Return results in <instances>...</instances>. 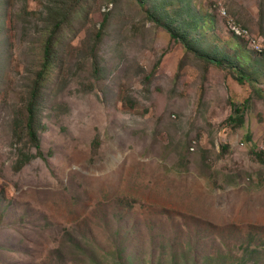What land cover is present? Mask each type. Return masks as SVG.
<instances>
[{"label":"rangeland","instance_id":"1","mask_svg":"<svg viewBox=\"0 0 264 264\" xmlns=\"http://www.w3.org/2000/svg\"><path fill=\"white\" fill-rule=\"evenodd\" d=\"M0 264H264V0H0Z\"/></svg>","mask_w":264,"mask_h":264},{"label":"trees","instance_id":"2","mask_svg":"<svg viewBox=\"0 0 264 264\" xmlns=\"http://www.w3.org/2000/svg\"><path fill=\"white\" fill-rule=\"evenodd\" d=\"M174 35V33H173ZM175 36V35H174ZM190 44V43H188ZM204 58H206L208 61L210 62H213L219 66H227V65H232L231 62H228V61H225V60H218V59H214L212 57H210L209 55H203ZM47 61L50 63V60L47 59ZM245 73H242V75H240L239 77V81L240 82H243L245 79H247V77L244 75ZM38 93H39V90L38 88H36L32 94V101L30 102L29 104V107H28V125H27V129H28V134H29V137L30 139L32 140V142L35 144L37 150L40 149V146H39V143H38V136H37V133H36V130H35V127H34V117H35V104H36V101H37V96H38ZM235 112L237 114H240L241 111L239 108H236L235 109ZM239 123L241 124L242 123V116H239ZM236 118V117H235ZM234 117H230V120L233 121L235 120Z\"/></svg>","mask_w":264,"mask_h":264},{"label":"built area","instance_id":"3","mask_svg":"<svg viewBox=\"0 0 264 264\" xmlns=\"http://www.w3.org/2000/svg\"><path fill=\"white\" fill-rule=\"evenodd\" d=\"M235 31L239 34V35H242V36H247L248 34V31L247 30H244V29H238L236 27H234ZM258 50L262 51V48L260 46H258Z\"/></svg>","mask_w":264,"mask_h":264}]
</instances>
